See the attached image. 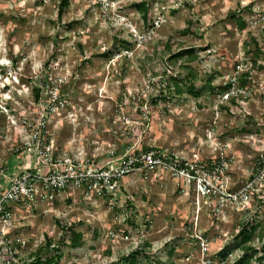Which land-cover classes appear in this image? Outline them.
<instances>
[{
  "label": "rangeland",
  "instance_id": "rangeland-1",
  "mask_svg": "<svg viewBox=\"0 0 264 264\" xmlns=\"http://www.w3.org/2000/svg\"><path fill=\"white\" fill-rule=\"evenodd\" d=\"M59 1L0 0V188L32 164L36 128L55 155L101 164L128 149L169 146L226 161L235 185L251 174L264 149V0H143L145 19L133 4L141 0H67L58 15ZM190 46L194 60L170 59ZM238 63L251 96L225 102L220 86ZM171 77L198 95L177 93ZM180 183L161 170L134 172L115 198L66 189L19 211L20 260L32 263L49 236L60 252L41 256L58 255L57 264H132L124 257L139 246L137 264H232L249 219L257 228L248 243L261 247L264 203L213 214ZM73 231L78 246L69 244Z\"/></svg>",
  "mask_w": 264,
  "mask_h": 264
},
{
  "label": "built area",
  "instance_id": "built-area-1",
  "mask_svg": "<svg viewBox=\"0 0 264 264\" xmlns=\"http://www.w3.org/2000/svg\"><path fill=\"white\" fill-rule=\"evenodd\" d=\"M240 63L237 75L226 79L222 92L225 102H242L251 96L249 75ZM241 70V71H240ZM27 145L36 144V157L32 164L13 173L0 188V264H30L20 260L19 252L26 239L13 229L19 211L50 203L66 189L93 191L106 199L115 198L124 176L138 172L146 174L161 170L180 180L181 185L193 186L213 214L230 208L236 212H249L252 202H264V149L251 174L235 185L224 171L226 161H203L196 152L186 155L169 146H150L126 150L99 164L87 158H76L67 153L55 155L51 139H41L36 128ZM35 153V154H36Z\"/></svg>",
  "mask_w": 264,
  "mask_h": 264
},
{
  "label": "trees",
  "instance_id": "trees-1",
  "mask_svg": "<svg viewBox=\"0 0 264 264\" xmlns=\"http://www.w3.org/2000/svg\"><path fill=\"white\" fill-rule=\"evenodd\" d=\"M133 4H134L135 8L138 9V11H140L143 19H145L147 12H148V6H147L146 1L141 0V1L135 2ZM66 5H67V0H60L59 1L58 15L62 14L63 8ZM235 21H236L237 26L241 29L246 26L245 20L240 15H237L235 17ZM196 56L197 55H196L195 48L190 46V47H184V48H181V49L175 51L174 53H172L170 55V59H177V58H183L184 57L187 61H191V60H194L196 58ZM188 76H190L191 79L195 78V75L193 74V72L191 70L188 72ZM210 79H211V75L209 78H207V80L209 81ZM170 81L173 83L175 91L177 93H182L183 91H187V92H190L194 95H198V90L195 89L194 87H190L184 81L176 80L173 77L170 78ZM168 85H170V84H168ZM227 86H228V83H224L223 85H221L220 86L221 91L226 89ZM35 91H36V95H37L39 89L36 88ZM230 100L233 103H235L234 98L231 97ZM260 203H264V202L260 201ZM256 228H257V225L255 222H253V220H250V219L245 220L242 223L238 233L235 235L239 239L238 240L239 243H236L235 245L241 246V250L243 251V253L241 256L234 259L232 264H250L251 258L254 256V254L259 253V252H260V254L255 256L256 264H264V240H263V243H262L260 248H255L250 243H248L249 240L252 238V236H253L252 234ZM79 236H80L79 233H76L73 231V237H71L69 239L70 246H78L81 244L80 241L78 240ZM61 243H63V238H61ZM222 248L224 249V251L229 249L226 246H224ZM46 250H54L55 254L59 253L60 252L59 244L56 243L55 241H53L51 239V237L47 236L45 242L40 244L37 247L35 253L33 254L35 256L34 259H36V261L33 259L32 263H35V264H53V263H55V264H57L59 262L58 255L55 257H54L55 254L46 255L45 257L41 256V254L45 253ZM141 252H142V247H140V246L136 247L135 249H133L132 253L127 254L124 258H125V260L131 262L132 264H137L136 258ZM246 252L249 253L248 258H246ZM157 262L159 264H162V262L159 260H157ZM32 263H30V264H32Z\"/></svg>",
  "mask_w": 264,
  "mask_h": 264
}]
</instances>
